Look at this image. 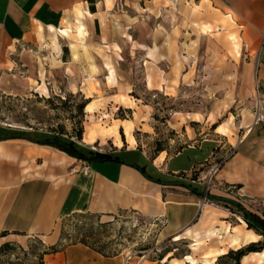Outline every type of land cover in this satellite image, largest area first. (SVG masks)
Listing matches in <instances>:
<instances>
[{"label":"rangeland","instance_id":"obj_1","mask_svg":"<svg viewBox=\"0 0 264 264\" xmlns=\"http://www.w3.org/2000/svg\"><path fill=\"white\" fill-rule=\"evenodd\" d=\"M216 9L224 12L209 0H180L176 6L167 0L136 1L102 14L92 39L49 31L42 40L0 52V127L9 128L7 134L39 138L57 134L85 152L103 154L115 143L135 146L136 141L138 150L149 158L160 154V159L217 139L215 159L190 174L196 183L179 182L192 188L200 182L211 194V169L229 156L227 142L234 144L264 114L258 41L252 45L237 19L235 30L243 37L239 54V38L227 35L229 29L218 25L203 35L194 25L215 24L210 14ZM148 46L158 51L151 62L144 55ZM202 202L191 242L184 240L188 232L164 237L160 220L127 211L113 221L89 213L62 217L54 245L83 243L102 255H123L132 264H232L231 258L219 256L242 244L264 242L250 229L234 226L230 232V225L246 224L232 204ZM244 204L264 218V200ZM223 235L227 240L218 238ZM49 247L36 237L21 238L0 252V264H40ZM240 264H264V249L246 254Z\"/></svg>","mask_w":264,"mask_h":264},{"label":"crops","instance_id":"obj_2","mask_svg":"<svg viewBox=\"0 0 264 264\" xmlns=\"http://www.w3.org/2000/svg\"><path fill=\"white\" fill-rule=\"evenodd\" d=\"M109 1L0 0V52H12L19 46L35 43L40 35L62 27L66 21L74 23L77 9H82L83 23L92 39V31L100 26L102 14H112L115 6L143 0ZM209 1L222 6L224 12L216 9L210 14L215 24L196 22L195 27L203 35H206L202 33L204 29L212 33L218 25L229 29L227 35L234 34L239 38L241 54L243 37L235 30L236 21L240 20L243 24L239 28L244 29L242 34L253 46V41H258L255 42L259 52L257 78L264 95V0ZM195 9L198 11L197 6ZM226 40L232 55L236 56L230 44L232 40L227 36ZM157 52L148 46L144 50L147 62H151L152 55ZM248 128L247 134L244 133L234 144L227 142L231 151L214 174L210 195L234 199L242 204L264 200V114ZM8 129L0 127V247L29 237L52 246L59 240L57 224L62 217L89 213L99 216L102 221H113L121 212L127 211L160 220L164 237L174 238L188 232L189 236L184 240H194L197 233L195 221L200 216L203 197L207 195L206 187L200 182L195 184L198 193L179 182L196 183L190 174L203 162L215 159L213 149L220 146L217 139H205L163 159L158 158L160 154L149 158L136 148V141L135 146H125L123 141L121 145L114 144L108 154L144 167L147 174L161 181L157 183L136 168L115 160L83 161L49 145L23 138H6ZM156 160L163 161L157 163ZM86 168L87 172H84ZM202 217L203 211L200 219ZM225 226L213 229L223 230ZM234 226L248 229L246 224L239 223L230 225V232L236 228ZM218 238L227 240L224 235ZM42 262L132 264L123 255L105 256L83 243L44 254Z\"/></svg>","mask_w":264,"mask_h":264},{"label":"trees","instance_id":"obj_3","mask_svg":"<svg viewBox=\"0 0 264 264\" xmlns=\"http://www.w3.org/2000/svg\"><path fill=\"white\" fill-rule=\"evenodd\" d=\"M87 102H88L87 100L84 101L83 104L80 105L79 109L84 108L86 106ZM6 138H23V139H27L31 142H35L38 144L49 145V146H52V147H54L60 151L65 152L67 155H69L71 157H74L76 159L83 160V161H90L92 159L115 160V161L125 163L127 165H130V166L136 168L147 179H150V180L155 181L157 183H161V181L159 179H154L149 174H147L144 170V167H141L137 164H133L130 162L121 161L116 157H112L108 153H104V154L103 153H96V152H91L90 150L88 152H85V150H83L79 146H77V144L74 140H68V141L63 140V139L59 138L57 134L53 137L39 138L37 136H34L33 134H24L23 132H16V133L8 134L6 136ZM76 138L77 139L81 138V132L80 131H78L76 133ZM159 151H162V150L159 149ZM187 187L192 191L198 192V190L195 188H192V186L190 184H187ZM206 197L211 201L215 200L218 202H225V203H229V204H232L233 206H235V209L241 213L242 219L246 223L247 228L253 230L258 235L264 236V218L259 216L257 213L248 210L241 203H239L235 200L217 197V196H213L210 194H207ZM10 244L11 243L3 244L0 247V252L4 249L8 248L10 246ZM262 249H264V242H260V241L251 242V243L246 244L245 246H242L236 250L231 249L226 254L219 256V258H221V257L231 258L232 264H240V261H241L243 256H245L246 254H248L250 252H259ZM58 250L59 249H57L55 247V245H52L51 247H49L48 250L43 252V255L47 254V253H53V252H56ZM42 259H43V257L41 258L40 264H43Z\"/></svg>","mask_w":264,"mask_h":264},{"label":"bare ground","instance_id":"obj_4","mask_svg":"<svg viewBox=\"0 0 264 264\" xmlns=\"http://www.w3.org/2000/svg\"><path fill=\"white\" fill-rule=\"evenodd\" d=\"M172 6H176L178 4V2L180 0H167ZM106 3H110L109 0H106ZM110 5V4H109ZM79 8V7H78ZM86 10V9H85ZM86 12V11H85ZM75 13V12H74ZM87 15H89V12L86 13ZM92 16V15H91ZM89 18V17H88ZM66 19V18H65ZM83 19H84V14L82 12V9H77L76 10V20L73 23L74 25L71 26V23H65L64 26L56 28V29H52L51 31H55L58 35H62L64 37H68L70 35H74L77 38H83L87 35V31L85 28V25L83 23ZM43 36V34H42ZM40 35V39L42 40L43 37ZM45 36V35H44ZM48 46V45H47ZM73 47V46H72ZM151 55V54H150ZM150 57V56H149ZM93 67V66H92ZM110 72L112 73V75H114L113 70L110 68ZM250 128H248L245 132V134H247V132L249 131ZM132 140V139H131ZM205 205V203L202 205V207ZM178 240V239H177ZM262 251V250H261ZM189 262V261H188ZM174 263V262H173ZM175 264V263H174Z\"/></svg>","mask_w":264,"mask_h":264},{"label":"built area","instance_id":"obj_5","mask_svg":"<svg viewBox=\"0 0 264 264\" xmlns=\"http://www.w3.org/2000/svg\"><path fill=\"white\" fill-rule=\"evenodd\" d=\"M258 121V120H257ZM256 121V122H257ZM228 157V156H227ZM226 158H222V160H220L219 162L215 163L213 166H212V171H211V175L215 174L217 172V170L219 169V167L221 166V164L225 161ZM84 172H87V168L84 169ZM207 191V188L205 189V192ZM207 197H203V201L206 199ZM204 203L201 204V206L203 205Z\"/></svg>","mask_w":264,"mask_h":264}]
</instances>
